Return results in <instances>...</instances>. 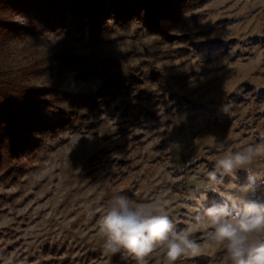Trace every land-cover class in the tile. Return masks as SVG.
<instances>
[{"label":"rangeland","instance_id":"rangeland-1","mask_svg":"<svg viewBox=\"0 0 264 264\" xmlns=\"http://www.w3.org/2000/svg\"><path fill=\"white\" fill-rule=\"evenodd\" d=\"M0 16V88L37 86L55 111L89 114L80 129L47 136L36 154L23 159L24 173L16 181L0 179V264H135L126 253L102 250L97 221L114 196L166 198L170 216L184 227L190 207L222 202L211 191L203 202L194 199L205 170L224 151L264 139V102L250 95V101L240 99L250 87L264 88V0H208L171 30L177 39L133 24L104 32L91 46L75 27L54 30L28 10H0ZM213 40L224 44L191 46ZM91 63L100 64L99 78L88 74ZM152 72L181 97L180 105L119 95L103 111H90L82 102L117 74L137 76L140 88L154 91ZM144 107L155 117L144 114ZM251 175L258 179L250 196L257 198L264 161L253 165ZM248 176L239 170L219 187L243 185ZM195 238L203 242L202 233ZM148 260L164 264L163 253ZM177 264L227 261L216 249Z\"/></svg>","mask_w":264,"mask_h":264},{"label":"trees","instance_id":"trees-1","mask_svg":"<svg viewBox=\"0 0 264 264\" xmlns=\"http://www.w3.org/2000/svg\"><path fill=\"white\" fill-rule=\"evenodd\" d=\"M208 0H0V10L22 12L34 15L40 22L54 30L75 27L84 42L91 46L99 42L104 32L114 28L128 29L139 25L147 33L157 34L166 40L177 39L171 33L175 25L190 10H195ZM1 17V16H0ZM1 20V19H0ZM11 19L4 24L11 31ZM3 23L0 21V26ZM222 41H202L192 43L196 50L223 46ZM88 74L93 78L101 76L100 64L91 63ZM153 90L140 88L139 77L115 75L108 79L95 98L82 101L91 111H103L110 100L119 95L142 96L145 100L181 104V97L170 91L157 72L149 77ZM157 87V88H156ZM138 91L137 95L134 92ZM45 90L37 86L8 85L0 88V179L14 182L24 173L23 159L36 154L47 136L55 137L67 130L80 129V123L89 118V114L75 111L61 113L55 111L53 103L47 101ZM253 96L257 102H264V88L247 89L240 97L245 101ZM209 115L216 111L205 108ZM144 114L154 116L151 109L144 107ZM264 114V111H262ZM79 124H76V123ZM129 195H127L128 197Z\"/></svg>","mask_w":264,"mask_h":264},{"label":"clouds","instance_id":"clouds-1","mask_svg":"<svg viewBox=\"0 0 264 264\" xmlns=\"http://www.w3.org/2000/svg\"><path fill=\"white\" fill-rule=\"evenodd\" d=\"M226 110V109H225ZM264 138V137H262ZM264 161V139L239 150H227L217 158L205 179L195 190L199 202L207 192L217 193L222 202L201 210L190 207L184 227L170 216L169 201L155 196L136 202L123 195L113 197L112 205L97 221L105 255L127 254L135 264H149L156 251L163 253L164 264H177L181 258L209 255L222 250L227 264H264V188L257 198V179L251 175L253 165ZM239 170L249 173L247 183H228L221 191L224 177L236 178ZM264 185V179L260 180ZM203 234V242L195 238Z\"/></svg>","mask_w":264,"mask_h":264}]
</instances>
